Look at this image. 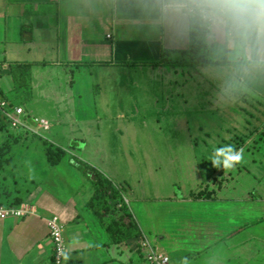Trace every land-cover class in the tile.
Listing matches in <instances>:
<instances>
[{"label": "crops", "instance_id": "0c3cea01", "mask_svg": "<svg viewBox=\"0 0 264 264\" xmlns=\"http://www.w3.org/2000/svg\"><path fill=\"white\" fill-rule=\"evenodd\" d=\"M131 2L0 0V103L9 113L22 108L23 120L34 129L35 121H46L44 132L50 133V140L42 135L40 139L65 152L58 164L50 166L45 142L10 139L8 128L0 130L6 134L0 140V207L25 203L34 208L23 218L0 221V264H51L53 245L46 222L51 216L64 225V264H147L141 248L144 238L167 255L169 264H264V195L255 186L238 187L236 180L244 176L252 185L254 180L264 182V142L256 141L264 132V118L255 122L249 112L250 120L239 125L230 140L210 145L204 136L222 130L220 123L211 129L207 119L221 121L223 110H242L230 101L247 100L249 91L264 99V91L251 85L222 104L204 68L158 65L163 52L187 50L189 41L174 40L163 29L146 36L141 19L127 10ZM11 67L25 68L28 74L15 82ZM191 70L215 88L218 103L208 106L212 109L190 112V97L183 91L189 87L185 89ZM173 83L178 87L172 89ZM260 83L263 89L264 82L255 85ZM131 85L134 92L120 91ZM139 94L165 105L163 115L172 117L165 128L180 132L184 143L177 148L187 152L190 182L193 178L196 185L186 183L189 191L176 197L170 182L169 198L159 202L138 198L140 194L132 191L123 201L140 236L111 244L89 207L94 188L74 161L95 168L115 186L121 184L126 174H118L125 162L120 149L124 154L135 148L136 134L141 139L143 127L134 123L141 110L130 101ZM116 95L127 105L111 103ZM35 103L45 111L40 116L34 112ZM257 106L264 115V105ZM115 118L121 122L114 123ZM144 129L147 132V126ZM27 133L20 134L35 137ZM225 145L240 151L242 159L230 169L216 168L208 157ZM153 160L150 156L144 160L147 177ZM201 186L210 198L191 199Z\"/></svg>", "mask_w": 264, "mask_h": 264}, {"label": "clouds", "instance_id": "9594fccd", "mask_svg": "<svg viewBox=\"0 0 264 264\" xmlns=\"http://www.w3.org/2000/svg\"><path fill=\"white\" fill-rule=\"evenodd\" d=\"M145 35L167 30L172 39L195 41L206 54L205 75L221 100L264 82V0H132ZM230 169L242 159L231 145L208 157Z\"/></svg>", "mask_w": 264, "mask_h": 264}, {"label": "rangeland", "instance_id": "374dc122", "mask_svg": "<svg viewBox=\"0 0 264 264\" xmlns=\"http://www.w3.org/2000/svg\"><path fill=\"white\" fill-rule=\"evenodd\" d=\"M184 76H189L187 70H184ZM192 71V70H191ZM197 71V70H195ZM191 73V79L190 83L187 85L185 84V89L188 87L187 90L183 91L185 94L189 95L190 99L188 101V104L190 107V112H194L196 110H201V108H210L209 105L214 106V103H218L216 101V95L214 94L215 88L209 84H204L203 79H200L198 73L194 74L192 71ZM182 75H178L179 78H181ZM178 83L171 84V88H177ZM256 89L260 88V91H264L262 84H253ZM122 90L120 91H127V94H130V92H134L132 85L131 86H121ZM262 89V90H261ZM214 95V96H213ZM136 97L130 98L131 103H136L135 108L141 110L140 115H136L134 118V123L140 127V135L141 139H139V135L136 134L135 142L132 144H136L137 146L133 149H125V153L123 154V149L121 150V155L124 158L125 162L123 164V168L120 169L118 174H126L123 178V181L120 185H118V189L120 190V193L122 197H130L132 194V191L140 194V197L138 198H146L147 201L151 202H159L163 201L164 199H168L170 196V189L172 188V191L176 197H179L181 193H185L189 191L188 186H186V183H191L190 186H195V180L192 178V181L190 182V177H192L191 173L188 171L189 161L188 160V154L185 150L179 151L178 146L182 145L184 143V140L181 138H178L180 136V132L172 131L169 128H165L171 124V121L169 120L167 115H163V109H165V105H161L160 101L159 104H156V99H149V95L147 94L145 97L143 94L135 95ZM118 95H116V99H114L111 103L115 102H122L127 105V100L120 101L117 99ZM248 97L246 103L243 100H232L230 102H236L238 106L242 108L237 109L235 112L237 113H245V115H239L235 114L232 110H223L222 112V119L221 121H218L217 119H207L205 121V124H209L210 128L213 129V127L219 126V123L221 124L222 130H220L219 133H216L214 131H209L204 134L206 137L205 140L207 143L213 144L218 141H226L230 140L232 137V134L236 132L237 128H240L239 125L247 124V119L250 120V117L248 116V113H253L255 117V122H260L261 119L264 118V115L261 113L262 111L257 105H264V99L260 98L258 95L255 96L254 93L250 92L248 93ZM258 97V98H257ZM261 99V100H260ZM168 103L171 101L170 99L167 100ZM228 100H222V104L228 103ZM141 106H140V105ZM251 106V107H250ZM30 107V106H29ZM257 107V108H256ZM145 109V111H144ZM157 110V111H156ZM115 111V109H114ZM34 112L37 115H42L45 111L43 110V107L40 108L37 103H35L34 106ZM146 112V113H145ZM167 113V112H166ZM24 116V114H23ZM129 117V116H127ZM132 118V117H131ZM194 121L198 120V118L195 116L193 117ZM252 120V119H251ZM114 123H120L121 121L117 118H115ZM190 121L191 126H195V122ZM128 122V121H127ZM254 122V120H253ZM27 125L32 128L28 122L26 121ZM245 124V125H246ZM243 125V126H245ZM144 126H147V132H145ZM154 127H160L161 130H154ZM36 128V127H35ZM8 135L9 138L12 139L14 137L15 139H36L43 141L40 139L41 135L47 139L50 140L49 132H41L39 133L40 136L35 137H28L21 135L24 131L22 129H13L8 128ZM34 129V128H32ZM42 131V130H40ZM21 133V134H19ZM30 133V132H28ZM260 133V132H259ZM183 134H185L183 132ZM197 134V133H196ZM203 134V133H202ZM240 134V133H239ZM241 134H245L241 133ZM1 135H6L4 132L0 133V140L6 139V136L3 137ZM107 136L109 138L110 133H107ZM119 136V134H118ZM261 136L260 138L256 139V141L264 142V132H261L259 134ZM39 137V138H37ZM67 138V137H66ZM178 138V139H177ZM240 139V138H239ZM141 141V142H140ZM46 142V141H43ZM140 142V144H139ZM47 143V142H46ZM73 146H75L73 144ZM79 146V145H78ZM140 146V147H139ZM226 146V145H225ZM76 148V147H75ZM254 150L256 152L259 150L257 147L254 146ZM111 148H107V154L110 156ZM264 151V150H263ZM151 157L155 160L152 161V168L153 172L147 177L145 175L144 169L147 165H144V160L146 157ZM128 157L131 159H134L133 162H130L128 160ZM191 162V161H190ZM188 163V164H186ZM108 164L105 163V166ZM193 166V161L191 162L190 167ZM135 168V170H132L130 172L129 168ZM157 167V168H156ZM261 167V166H260ZM173 170L172 172L170 170ZM257 171V170H256ZM140 177H142L140 179ZM137 178L138 181H137ZM168 179L170 180L169 182ZM236 180L238 183V187L245 188L246 186H255L256 189H258L261 193L264 195V182H259L254 180L253 185L251 182L246 179L244 176H236ZM138 182V183H137ZM172 182L174 187L168 188L167 184H170ZM191 188V187H190ZM125 199V198H124Z\"/></svg>", "mask_w": 264, "mask_h": 264}, {"label": "trees", "instance_id": "16d2710c", "mask_svg": "<svg viewBox=\"0 0 264 264\" xmlns=\"http://www.w3.org/2000/svg\"><path fill=\"white\" fill-rule=\"evenodd\" d=\"M206 63L207 58L202 47L198 42L189 40V47L187 50L163 52L157 64L162 66L199 69L204 68ZM10 74L14 77L15 82H18L21 81V77H25L26 74H28V71L26 72L25 68L23 69L22 67H11ZM7 128H9V126L0 114V130ZM45 151L47 164L50 166L58 164L65 155L63 150L53 148L51 144L46 142ZM74 165L83 178L89 181L94 188L89 207L93 211L96 219L105 228L111 244H120L140 236L139 228L127 205H125L118 187L95 168L78 160L74 161ZM206 189V187L201 186L199 192H193L190 198L194 200L204 196L210 198L208 192L206 193ZM20 204L21 203L14 204L11 205V207H18Z\"/></svg>", "mask_w": 264, "mask_h": 264}, {"label": "built area", "instance_id": "2783aa9c", "mask_svg": "<svg viewBox=\"0 0 264 264\" xmlns=\"http://www.w3.org/2000/svg\"><path fill=\"white\" fill-rule=\"evenodd\" d=\"M0 112L5 117L9 126L13 129H22L33 133L35 136L39 135L36 130L46 131L48 124L46 121H35V129L30 128L23 120V109L15 108L13 112H6L5 103H0ZM34 208L29 204H21L18 207L2 206L0 207V221L9 218H23L27 215L33 214ZM49 230V237L53 245L52 262L51 264H64L67 247L64 238V225L57 216H51L47 221ZM141 248L144 252V259L147 264H169L167 255L159 252L156 247L144 238L141 243Z\"/></svg>", "mask_w": 264, "mask_h": 264}]
</instances>
